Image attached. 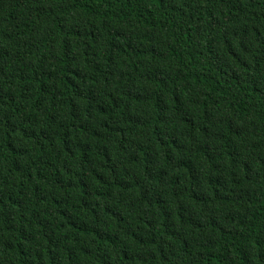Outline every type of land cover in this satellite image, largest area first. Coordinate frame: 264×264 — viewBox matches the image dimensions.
<instances>
[{
	"label": "trees",
	"instance_id": "1",
	"mask_svg": "<svg viewBox=\"0 0 264 264\" xmlns=\"http://www.w3.org/2000/svg\"><path fill=\"white\" fill-rule=\"evenodd\" d=\"M0 264H264V0H0Z\"/></svg>",
	"mask_w": 264,
	"mask_h": 264
}]
</instances>
